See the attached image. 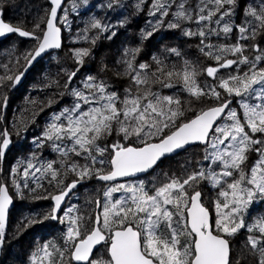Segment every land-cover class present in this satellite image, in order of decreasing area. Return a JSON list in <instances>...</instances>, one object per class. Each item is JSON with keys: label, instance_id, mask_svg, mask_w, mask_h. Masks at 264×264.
Masks as SVG:
<instances>
[{"label": "snow or ice", "instance_id": "snow-or-ice-1", "mask_svg": "<svg viewBox=\"0 0 264 264\" xmlns=\"http://www.w3.org/2000/svg\"><path fill=\"white\" fill-rule=\"evenodd\" d=\"M9 4L0 0V37L31 46L0 60V124L38 58L58 67L32 86L44 98L25 96L11 129L0 127V255L45 228L55 235L33 237L11 264H264V0H138L130 15L150 19L95 73L83 69L97 42L116 38L129 16L89 17L77 36L87 46L59 57L71 29L64 0H46L31 27L6 17ZM177 31L197 41L196 59L169 42ZM65 97L28 142L36 118ZM13 136L24 155L5 172ZM89 185L94 195L78 203ZM16 199L49 205L11 228Z\"/></svg>", "mask_w": 264, "mask_h": 264}, {"label": "trees", "instance_id": "trees-1", "mask_svg": "<svg viewBox=\"0 0 264 264\" xmlns=\"http://www.w3.org/2000/svg\"><path fill=\"white\" fill-rule=\"evenodd\" d=\"M75 2L79 5L76 12L71 10L73 0H69L65 7L69 10L68 21L71 24V29H64L65 41L64 48L61 51H58L57 54L59 57H64L65 52L68 48L71 47H80L87 46L84 41H77V36L80 34L81 29L84 27V21H86L91 16H96L104 20L110 24H117L119 19H123L125 16H129V24L124 28H120L117 34V37L112 41L101 39L99 40L98 47L93 51L95 53V59L90 60L83 69L84 72H92L95 73L97 70L96 61L99 59L101 55H108L109 57L114 56L117 53V50L121 47V44L125 41L131 40L135 38V34L139 32V30L146 25V21L150 19L148 17L147 12H141L139 14L130 15L135 13V9L133 5L138 2V0H121V2L127 5L126 8H120L117 11L113 12L111 10H107L101 7L102 4L107 3V0H88V4L85 5L82 3V0H75ZM151 0H146V3H150ZM95 5V7H92ZM41 6L47 7L46 0H10V4L5 13L6 17L12 18H22L26 22H28V27H31V21L37 15L42 14ZM63 15V13H61ZM163 35V33H162ZM187 38L180 37V33L177 31L174 34H169V42L173 45H181L183 49L186 51L189 50L190 56H193V59H196L199 56V53L195 49V47H189V44L195 45L197 41L195 39L189 41L188 43H184ZM159 40V37H157ZM212 42H216V38H212ZM156 44V41H153V45ZM15 45L21 52L26 48H29L30 42L28 40H24L18 35H13L6 40L0 41V60H3L8 52L12 51V46ZM152 51H155V48L150 46ZM203 59V57H201ZM68 66H71V61H66ZM57 63L55 60H51L49 57L44 59L28 76L26 82L19 90H11L9 92V104L6 110L3 112L4 123L0 124V127L7 126L11 129V124L14 119V114L19 115L20 110L28 107L25 103V96L31 95L32 97H36L39 95L40 99L44 98L43 93H39L38 90H33V85L36 84L38 86H42L41 80L43 73L45 71H50L52 74H55L57 71ZM111 76V73L107 74ZM210 79V78H209ZM167 91V90H165ZM70 102V98L65 97L60 101L59 104L54 105L52 109H46L45 112L41 113L36 118V124L32 125L28 132L25 134L27 136L28 142L32 140L35 135H38L41 131V127L45 122L46 116H48L51 111L58 110L61 106L66 105ZM38 125L40 127H38ZM13 147L11 148L9 154L7 155L3 168L5 172L10 171L12 165H15L17 159L20 158L24 153L16 147L18 144H24V140H17L15 136H13ZM45 158H51L55 154L51 152L50 149L46 148L43 152ZM39 175V174H37ZM94 183V182H92ZM81 197L78 203L83 204L85 195H94L91 192V186L89 185L88 193L84 192V189H80L78 193ZM15 208L12 210L10 214V227L15 228L16 221L20 217L21 213L27 215L30 211H39L41 208H47L49 205L48 201H32V200H15ZM77 202V201H76ZM55 235V232L51 229L45 228H37L35 230H30L29 234L24 238L21 244H13L10 246L9 253L4 261H1L0 264H11L13 260L22 259L23 254L20 253V249L23 246L25 249L28 247L29 243L32 241L33 237H42L44 239H51L52 236ZM19 253V256H18Z\"/></svg>", "mask_w": 264, "mask_h": 264}, {"label": "water", "instance_id": "water-1", "mask_svg": "<svg viewBox=\"0 0 264 264\" xmlns=\"http://www.w3.org/2000/svg\"><path fill=\"white\" fill-rule=\"evenodd\" d=\"M67 1L68 0H64V5L67 3ZM59 14H61V13H59ZM12 35H14V34H9V35H7V36H5V37H0V41H3V40H6V39H8L9 37H11ZM17 35V34H16ZM62 36H63V45H64V41H65V35H64V29H62ZM22 39H24V40H28L27 38H22ZM58 51H61V50H57V52ZM48 56L47 55H45L44 57H43V59H39L38 58V63H35L34 64V67L29 71V73L27 74V78H28V76L30 75V73H31V71H33L34 69H35V67L40 63V62H42L44 59H46ZM25 81H26V79L23 81V85H24V83H25ZM22 86H18V88L17 89H13V90H19L20 88H21ZM13 146H11V148H12ZM10 152V151H9ZM9 152L6 154V157H7V155L9 154ZM67 199V198H66ZM15 204H16V202L14 201V206L11 208V212H12V210L15 208ZM0 258H1V255H0Z\"/></svg>", "mask_w": 264, "mask_h": 264}, {"label": "rangeland", "instance_id": "rangeland-1", "mask_svg": "<svg viewBox=\"0 0 264 264\" xmlns=\"http://www.w3.org/2000/svg\"><path fill=\"white\" fill-rule=\"evenodd\" d=\"M68 1H69V0H68ZM68 1H67V2H68ZM66 4H67V3H66ZM66 4L64 5V7L66 6ZM185 51H186V49H185ZM187 52H190V51L187 50ZM190 58L193 59V56H190ZM40 63H41V62H40ZM40 63H39V64H40ZM39 64H38V65H39ZM38 65H37V66H38ZM31 72H32V71H31ZM30 74H31V73H30ZM26 80H27V79H26ZM25 82H26V81H25ZM14 91H15V90H14ZM72 202H74V203L76 202L75 198H73V201H72ZM7 255H8V254H7ZM6 257H7V256H3V255H1L0 263H1V261H4V260L6 259Z\"/></svg>", "mask_w": 264, "mask_h": 264}]
</instances>
